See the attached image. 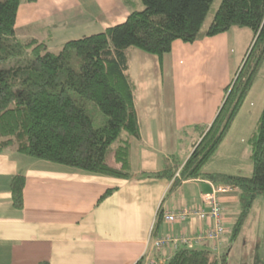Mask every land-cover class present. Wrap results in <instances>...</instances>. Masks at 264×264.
I'll use <instances>...</instances> for the list:
<instances>
[{
  "label": "crops",
  "instance_id": "crops-1",
  "mask_svg": "<svg viewBox=\"0 0 264 264\" xmlns=\"http://www.w3.org/2000/svg\"><path fill=\"white\" fill-rule=\"evenodd\" d=\"M141 9L140 0H22L15 32L56 53L63 43L122 24L133 10ZM242 30L230 29L191 44L175 41L161 62L138 50L125 51V75L139 128V137L130 138V178L35 160L20 154L16 145L2 152L0 264H162L175 252L166 247L155 251L156 240L178 235L192 239L203 232L205 223L195 216L169 224L162 212L207 210L202 197L223 184L200 177L172 188L171 180L156 174L181 167L199 140L193 128L207 127L215 118L224 89L252 39ZM247 131L237 115L203 174L241 176L238 166L245 163L241 157V164L231 167L220 163L234 151L250 158ZM247 171L252 172V165ZM16 176L25 180L21 209L11 200L10 184ZM107 191L112 192L101 199ZM238 196L236 190L217 194L228 230L240 211ZM231 241L227 234L216 248L210 242H193L192 248L221 256Z\"/></svg>",
  "mask_w": 264,
  "mask_h": 264
},
{
  "label": "trees",
  "instance_id": "trees-1",
  "mask_svg": "<svg viewBox=\"0 0 264 264\" xmlns=\"http://www.w3.org/2000/svg\"><path fill=\"white\" fill-rule=\"evenodd\" d=\"M214 1L140 0L142 9L133 10L124 23L69 40L54 53L44 43L16 35L22 0H0V154L16 145L20 154L35 160L130 178V138L139 137V128L132 86L125 75V51L138 50L161 62L175 41L191 44L230 29H247L251 42L224 89L215 118L207 127L193 128L199 140L181 167L156 174L171 180L172 188L203 177L236 190L240 211L230 233L235 240L255 198L264 195V97L256 132L249 139L251 176L207 175L202 170L222 144L264 64V0H221L203 30ZM91 106L107 118L101 128L93 126ZM109 153L112 166L107 163ZM24 183L23 176L11 181L14 208H22ZM162 264H227V256L206 248H182Z\"/></svg>",
  "mask_w": 264,
  "mask_h": 264
},
{
  "label": "rangeland",
  "instance_id": "rangeland-1",
  "mask_svg": "<svg viewBox=\"0 0 264 264\" xmlns=\"http://www.w3.org/2000/svg\"><path fill=\"white\" fill-rule=\"evenodd\" d=\"M220 2L221 0H215L211 5L203 30L207 29V27L209 26ZM72 28H75V26L71 25L70 29ZM242 31H245L247 34L249 33L250 37L252 36L249 30L243 29ZM51 42H53V40ZM240 45L242 47L241 41ZM236 51H238V49H236ZM240 58L242 57H239L238 60H240ZM235 61H237V59H235L234 62ZM73 97L77 98L76 95H73ZM263 97L264 64L262 65L255 79L254 86L251 89L248 98L245 100L242 108L240 109V112L238 113L240 123L245 124L246 127L248 126V131L246 134L248 140L252 138L254 133L256 132V123L262 111ZM90 112L93 116L94 128H101L105 124L107 118L96 108H94V106H91ZM247 151L248 156H250L251 150L249 146L247 147ZM235 152L236 151L233 152L234 154L231 155V157L226 156L225 159L220 163V165L223 167H231L233 165L241 164L239 162L242 159V161H244L246 165L245 163L239 165L238 167L240 169L238 173H240L241 176L250 177L251 173H248L247 171L251 168L252 165L250 158H245V156H243V153L236 154ZM107 163L110 166L113 165V158L111 153L107 155ZM230 190L232 189L230 188ZM226 229L228 231L227 234H230L231 228H229L230 230H228V227H226ZM226 235H224L223 237H225ZM224 254H226L227 256V264H264V195H260L255 198L252 208L245 220L244 226L239 236L235 240L226 244V249L222 253V255Z\"/></svg>",
  "mask_w": 264,
  "mask_h": 264
},
{
  "label": "built area",
  "instance_id": "built-area-1",
  "mask_svg": "<svg viewBox=\"0 0 264 264\" xmlns=\"http://www.w3.org/2000/svg\"><path fill=\"white\" fill-rule=\"evenodd\" d=\"M175 177H179V172ZM229 187H217L213 192L202 197L203 205L207 206L205 210L203 207H185L180 211H163V220L169 224H178L184 222L188 217L195 216L205 223V230L198 233L194 238H187L184 235L165 236L156 240L153 244L155 251H160L162 248H170L176 252L182 248H192L193 242H210L213 247L221 241L222 237L227 234L225 226L226 218L224 216L223 208L217 198V194L229 191ZM167 260H163L164 263ZM148 264H155L150 261Z\"/></svg>",
  "mask_w": 264,
  "mask_h": 264
}]
</instances>
